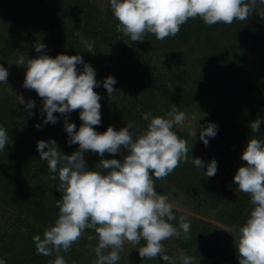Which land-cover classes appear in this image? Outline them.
I'll use <instances>...</instances> for the list:
<instances>
[{
	"label": "rangeland",
	"instance_id": "1",
	"mask_svg": "<svg viewBox=\"0 0 264 264\" xmlns=\"http://www.w3.org/2000/svg\"><path fill=\"white\" fill-rule=\"evenodd\" d=\"M43 1L45 0H0V66L5 67L9 73L7 84L0 83V98L5 99L6 95L11 97L12 103L7 98L6 101L8 106L11 105L14 120L24 118L25 123L30 120L28 126L25 124L20 129V133L28 129L27 137L31 142L27 145L30 155V159H26L28 164L24 162L22 156V162L11 161V165L8 166L21 184L26 176L25 170L28 169L26 166L31 168L33 160L35 163L44 164L36 150L40 135L44 136V141H56L61 152L66 155L72 154L79 147L77 144L67 143L68 134L64 130H59L58 121L53 125L43 123L42 98L34 90L23 87L26 65H17V52L26 57L35 58L39 53L35 51L34 46L42 43L45 45L43 54L55 57L61 51L58 46L70 40L71 34L72 38L80 34V29L71 30L70 23L67 22V20H73L72 4L69 5L72 1L63 0L69 6L67 11L70 19L63 18V21L70 35L64 37L66 29L61 21L50 19L54 27L49 29L50 23H48L47 30L50 32L53 29L51 33L56 35L57 28L60 27V36L49 37L47 31L39 27L38 15L40 16L44 6L48 4L47 1L45 5H42ZM82 1L95 7L93 16L97 18V14L100 15L102 23H99L96 18L94 21L99 25L104 23L101 28L107 29L106 27L114 26L115 28L112 29L116 30L118 21L112 13L109 0ZM246 2L253 10L248 20H234L232 24H226L223 27L219 23L215 24L209 34L200 40L196 39V19H189L185 23L188 31L184 36L185 44L180 43L175 52L163 54L160 51L162 45H158L161 41L154 36L156 41L148 42L146 39L148 33L144 36L145 41L133 42L130 37L116 31V38L123 42L115 44L116 64L108 73L103 74L99 71V74L95 75V79L100 82L108 76L114 77L116 84L113 87L117 89L111 96L108 95L102 83L101 86L93 89L102 97L99 101L101 124L93 126L98 133H103L104 128L107 129L109 126L119 130L127 126L128 122L135 121L137 127L130 131L139 134L150 123V120L143 119V114L151 113L155 107L160 106V103H166L167 107H159L160 112L157 114L159 117L167 118V113L171 111L174 103L179 111L186 113L187 119L183 124L175 125L173 131L188 144L187 160L182 161L171 174L163 179L157 180L153 176L154 187L158 194L169 197L168 202L172 205V211L176 217L170 223L178 227L179 217H187L191 225L190 237L195 234H209L207 240L209 248L188 246L189 239L169 238L162 244L165 254L174 258L176 264H181V253L192 257L194 264H239V256L236 253L238 229L249 217L253 205L249 194L239 191L234 185L233 176L238 167L245 164L240 159V155L248 139L256 138L264 142V124H261L260 131L257 133H252L249 127L250 123L258 117L264 118V17L261 16L264 15V6L261 0H255L254 4L252 0H246ZM59 13L57 8L50 10L51 18L52 16L57 18L61 15ZM110 34H112L111 30ZM221 34L225 35V38ZM81 36L84 35L81 34ZM66 48L69 49V46ZM213 51H217L225 67L222 66L221 69L215 67L217 64L215 55L210 56ZM88 56L89 52L82 57L86 63L89 62ZM133 57L140 60V68H148L152 73L147 77L144 76L147 82L149 79L152 81L156 79L155 84L151 83L156 87L157 93L152 95L150 97L152 99L145 104L147 109L145 111L142 110L144 105L131 101V96L139 97V93L142 92L139 88L141 78H134L129 71L125 72L129 70V60ZM77 67L82 70L83 66ZM105 68L107 69L108 66ZM207 80L208 83H204L205 87L201 88L202 81ZM142 94L144 95V92ZM17 95L23 96L25 102L29 99L36 101L37 108L25 109L24 105L18 103ZM130 102L134 106L133 111L128 107ZM75 111L68 114V119L70 123L76 125L78 130L82 121L79 119L80 110ZM209 122L218 126L217 134L213 138H208L209 143L205 146L199 138V129ZM38 124L41 125L39 129L36 127ZM17 125L14 127L12 124L6 134L11 135L13 127L15 130ZM48 126H50L49 129ZM44 128H47L46 132L40 134L45 130ZM124 155H127L126 150ZM197 157L205 163L213 158L217 161L215 176L206 177L203 172L206 169L200 170L194 166L192 159ZM84 159L90 168L97 170L95 164L101 157L91 152L90 159L86 157V154ZM103 159L120 160L122 156L105 153ZM246 200L247 205L243 210L245 214L243 215L242 212L238 218L233 219L230 211L235 203L239 201L245 203ZM31 213L28 208L24 210L23 219L32 222L22 231L27 235H31L33 231L35 235L43 238V231H38V224L32 220L33 217H30ZM10 215H12L10 210L0 207L2 233L10 227ZM89 234L85 229L81 238L72 244L67 252L61 253L67 264H95L97 256L93 248L98 241L87 242L85 238H88ZM233 238L235 242L230 246ZM30 243H32L31 249L22 257L23 264H50V261L55 259V255L52 257L37 254L34 242ZM143 244V240L137 245L126 241L123 251L119 253L120 259L117 264H164L160 257H156L155 260H142L138 249ZM206 249H210V252H206Z\"/></svg>",
	"mask_w": 264,
	"mask_h": 264
},
{
	"label": "clouds",
	"instance_id": "2",
	"mask_svg": "<svg viewBox=\"0 0 264 264\" xmlns=\"http://www.w3.org/2000/svg\"><path fill=\"white\" fill-rule=\"evenodd\" d=\"M109 4L118 21L116 31L133 42L145 41L146 33L160 41L174 37L189 19L199 17L209 26L230 25L234 20H248L253 11L246 0H109ZM84 47L95 54L94 42L85 40ZM34 48L39 53L35 58L17 52V65H26L23 87L34 90L42 98L43 123L55 124L54 113H60L69 137L67 143L79 146L66 155L54 140L36 143L39 157L54 174L50 178L58 179L56 189L61 193V198L56 200L59 215L54 225L44 229L43 238L32 237L37 254L55 255L50 264H67L61 253L67 252L85 229H92L96 235L88 239L98 241L93 248L97 256L95 264H117L125 242L137 245L141 240L144 244L138 254L142 260L160 257L164 264H176L174 258L165 254L162 242L172 237L190 239L191 225L185 216L179 217L178 227L170 223L176 219L172 205L168 196L155 190L153 176L163 179L187 160L188 144L173 131L175 125L187 119L186 113L172 104L167 118L144 113L143 119L150 123L139 134L130 131L137 127L135 121L119 130L109 126L98 133L93 126L101 124L99 101L102 97L93 89L102 83L111 96L117 90L113 87L115 78L108 76L102 82L97 81L94 68L80 55L51 57L43 54L44 44L38 43ZM78 65L83 66L82 70ZM8 75L7 69L0 66V83L7 84ZM17 98L25 109L35 107V101L25 102L21 95ZM77 109L82 121L78 130L74 123L68 122V114ZM261 124L264 118L252 121L251 132H259ZM36 127L39 129L41 125ZM217 127L209 122L199 129V138L205 146L208 138L216 136ZM6 133L0 127V150L9 144ZM88 151L101 157L95 164L97 170L90 168L84 159ZM105 153L121 155L122 159H103ZM240 159L245 164L236 170L233 183L239 191L249 194L253 207L238 229L236 253L239 264H264V142L249 138ZM192 163L200 170L206 169L203 171L206 177H213L217 172L214 158L205 163L197 157ZM180 261L194 264L193 258L184 253ZM0 264H6L5 260L0 259Z\"/></svg>",
	"mask_w": 264,
	"mask_h": 264
},
{
	"label": "trees",
	"instance_id": "3",
	"mask_svg": "<svg viewBox=\"0 0 264 264\" xmlns=\"http://www.w3.org/2000/svg\"><path fill=\"white\" fill-rule=\"evenodd\" d=\"M47 1L48 4L45 5ZM68 1H72L71 3H69V5L72 4L71 16H73V18H71L73 20H67V22L70 23L69 27L71 28V30L76 31L80 29V34L78 33V35L73 38L71 34L70 40H68L63 45L58 46V48L61 49L58 54H64L68 56L80 55L81 57H83L87 53V50L84 47V41L86 40L89 42H94L95 54L89 53L88 64L94 68L96 74H99V71L103 74L108 73L109 70L113 69L116 64L117 57L114 53L115 44H117V42L123 43L122 40H118L116 38V30L112 29L115 27H106L107 29L101 28L104 23L99 25L98 22L102 23V18H100V15L98 14L97 18L93 16L95 14L93 13L95 7L88 2H83L82 0ZM262 4L264 6V3ZM42 5L45 6L40 16L38 15L40 20L39 27L47 31L49 37L57 36L58 38L60 36V27L57 28L58 31L55 35V33H51L53 29H51L50 32L47 30V24L50 23V29L51 27H54V24L51 21L52 19L61 21L63 27H65L66 29L64 37H69L70 32L69 30H67V27L64 25L65 22L63 21V18L70 19L69 12L67 11V8H69V6L66 4V2L63 0H45L43 1ZM54 8H57L58 11H60L59 14H61L57 18L53 16L51 18L50 10ZM47 13L49 14L48 16ZM95 18L96 20H98V22L94 21ZM195 19V28L197 32L196 39L200 40L203 36H207L209 34L214 25H206L204 21L199 17ZM219 25L223 27L226 24L219 23ZM65 29H63V31ZM110 30L112 31V34L109 35ZM187 32L188 31L185 28V24L181 25L180 31L176 36L167 37L158 44L162 45V49L160 51L163 54L167 52H175L176 49L179 48L178 45L185 42L184 36L187 34ZM81 34H83L84 36H81ZM221 36L225 38V35L221 34ZM48 39L50 40V38ZM146 39L151 43H153V41H156L154 40V35L151 33H148L146 35ZM68 46L69 49L66 48ZM191 46L192 45L190 43V47ZM213 55H215L214 57L217 60V64L215 67L219 69H221L220 67L222 66L225 67L224 62H221V57H219L220 55L217 53V51H213L210 56ZM139 65L140 60L136 57H133L129 60V70H125V72L129 71L130 73H132V76L134 78H141L139 88L142 92H144V95L142 94V92H140L139 97H137L136 95L131 96V101L136 103L138 102L144 105V108L142 110L145 111L147 110L145 108V104L148 103L150 99H152L150 98L152 97V95L157 93L156 87L152 86V83H156V79L152 81V79L148 78L150 82H147L144 76L147 77V75H150L152 73L149 72L148 68H140ZM106 66H108L107 69L105 68ZM204 83L207 84L208 80L205 82L202 81V85L200 86L201 88L205 87L203 86ZM133 97H135V99H133ZM6 98L9 101L12 100L10 96L6 95ZM6 98H0V127H3L6 130H10L12 124L14 125V127L17 124L18 125L15 130H13V127V133L11 135L7 134L10 140L9 144L6 145V148L4 150H0V207L5 210L8 209L12 213V215H10L11 223L9 229L4 233H2V231L0 230V259L5 260L6 264H23L22 257L27 251L31 249L32 243L30 242L33 241L32 237L35 235V232L33 231L31 235H27L24 231H22L23 228L30 226L32 222H30V220L23 219L22 215L24 210L28 208L30 210V213L32 212L30 217H33L32 220L36 221V223L38 224V231H44V229L54 225L55 220L59 215V209L56 207V200L61 198V193L56 189V185L59 183L58 179L53 180L50 178L54 174L49 171L46 161H44V164L41 165L35 163V161L33 160V166L31 168L26 166V168L28 169L25 170L26 176L24 177V181H21L23 184L19 183V181L15 177L14 172L12 173V170L8 168L11 161L17 163L22 162V156L24 157V162L28 164L27 160L30 159V155L29 147H27V145H29L31 142L27 137L28 129L24 133H20L21 127H24L25 124L28 126L30 124V120L27 119L28 122L26 123L24 122L26 120L24 118L14 120L15 116L13 115V110H11V105L8 106ZM36 104L37 103L35 101V108H37ZM161 106L167 107L166 103H160L159 107ZM128 107L132 108V111L134 110V106L131 102L129 103ZM159 107H155V109H153V111L151 112L152 117L158 116L157 114H159L160 112ZM54 115L57 116L59 130H64V117L60 113H54ZM68 122H70L69 119ZM49 127L50 126H48V129ZM46 130L47 128L41 131L40 134H44ZM105 130L106 129L104 128V131ZM38 140H44V136L40 135ZM85 154L86 157L90 159L91 151H88ZM246 205L247 200L245 203L244 201L235 203V206H232L233 208L230 211L232 218H238V216H240V214L243 212ZM244 212L242 213L243 215L245 214ZM87 231L90 233L89 236L96 235L94 230L92 229H87ZM208 238L209 234H195L191 236V238L187 242V245L196 247L198 246L199 248H203L204 246H206L207 248H209L207 245ZM85 239L87 242H92V240L89 241L87 237ZM234 242L235 239L233 238L231 240L230 246H232V243L234 244ZM206 252H210V249H206ZM51 256L53 257V255Z\"/></svg>",
	"mask_w": 264,
	"mask_h": 264
}]
</instances>
